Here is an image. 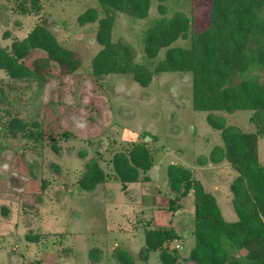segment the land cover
<instances>
[{"label":"rangeland","instance_id":"rangeland-1","mask_svg":"<svg viewBox=\"0 0 264 264\" xmlns=\"http://www.w3.org/2000/svg\"><path fill=\"white\" fill-rule=\"evenodd\" d=\"M22 7L29 13L23 14ZM96 7L97 0H0L1 47L9 49L40 26L78 60L70 75H62L51 62L43 84L13 80L0 70V264H123L117 251L129 264H160L158 253L145 248L149 229L175 234L165 245L177 251L180 264H194L188 258L194 245L193 194L179 198L165 171L170 164L188 169L214 196L223 219L235 220L229 185L236 172L223 158L210 160L223 143L221 130L212 128L207 116L221 117L225 127L256 133L263 167L264 117L251 121L250 110L196 111L190 73L154 72L169 48H189L191 34L208 27L209 0H149L142 18L115 14L109 41L152 72L146 84L129 74L92 72V59L101 49L97 22L80 23L78 18ZM178 14L190 19L186 38L149 57L146 30ZM44 56L34 48L20 62L29 66ZM256 74L264 83V69ZM12 119L26 129L10 132ZM134 143L145 144L152 166L140 170L136 182L122 183L112 157ZM90 159L105 179L88 191L79 180Z\"/></svg>","mask_w":264,"mask_h":264},{"label":"trees","instance_id":"trees-1","mask_svg":"<svg viewBox=\"0 0 264 264\" xmlns=\"http://www.w3.org/2000/svg\"><path fill=\"white\" fill-rule=\"evenodd\" d=\"M209 1L208 27L191 34L189 48H169L166 58L156 65L154 72L190 73L192 107L196 111L250 110L254 112L251 121L263 118L264 83H259L256 73L264 69V0ZM97 2L98 7L87 9L78 18L80 23L97 22L96 41L101 49L92 59V72L97 76L129 74L146 84L152 72L133 62L128 51L109 41V35L117 12L142 18L149 0ZM22 13L28 14L29 10L22 7ZM189 20L178 14L160 19L148 28L144 36L148 56L153 58L160 48L168 47L178 38H186ZM34 48L44 51L45 56L35 59L29 66L20 62ZM51 62L59 66L62 75L72 74L78 66L77 57L59 46L40 26L24 39L11 43L9 49L0 46V70L13 80L37 79L43 84L50 76ZM16 122L19 121H9L10 132L26 129L25 124L21 123V127ZM207 122L212 128L221 130L223 143L213 150L210 160L223 158L236 172L229 185L236 219H223L214 196L201 182L192 179L188 169L168 165L165 176L170 190L179 198L190 191L193 194L194 245L188 258L194 264H264V167L257 157L258 135L241 132L233 126L225 127L221 117L208 115ZM37 130L35 134L40 136L41 127ZM25 133L28 136L29 132ZM151 166L150 154L143 143H134L128 152H116L112 157V169L122 183L136 182L139 171L145 172ZM104 179L97 162L90 159L85 164L79 187L93 190ZM175 238L169 230L149 229L144 235L146 251L157 252L160 264H180L177 251L165 245ZM241 250L244 253L238 254ZM116 257L123 264H129L121 251H117Z\"/></svg>","mask_w":264,"mask_h":264},{"label":"water","instance_id":"water-1","mask_svg":"<svg viewBox=\"0 0 264 264\" xmlns=\"http://www.w3.org/2000/svg\"><path fill=\"white\" fill-rule=\"evenodd\" d=\"M148 139H149V137H145V138H144V141H147Z\"/></svg>","mask_w":264,"mask_h":264}]
</instances>
